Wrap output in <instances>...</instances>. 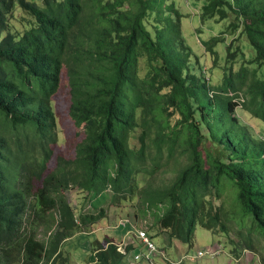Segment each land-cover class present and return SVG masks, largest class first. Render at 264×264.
Masks as SVG:
<instances>
[{
	"label": "trees",
	"instance_id": "obj_1",
	"mask_svg": "<svg viewBox=\"0 0 264 264\" xmlns=\"http://www.w3.org/2000/svg\"><path fill=\"white\" fill-rule=\"evenodd\" d=\"M193 1L198 20H228L234 34L200 41L206 66L183 36L175 0H0V264H70L62 244L105 216L97 206L107 189L114 200L128 194L137 215L152 212L170 240L191 247L200 225L233 234L234 256L240 246L264 264V132L237 114L264 123V0ZM238 36L249 59L232 50ZM218 43L227 66L213 85ZM63 70L82 138L73 157L57 155L45 171L60 137L53 96ZM68 188L92 209L72 207ZM115 240H94L89 263L123 264ZM142 246L134 239L126 250Z\"/></svg>",
	"mask_w": 264,
	"mask_h": 264
},
{
	"label": "rangeland",
	"instance_id": "obj_2",
	"mask_svg": "<svg viewBox=\"0 0 264 264\" xmlns=\"http://www.w3.org/2000/svg\"><path fill=\"white\" fill-rule=\"evenodd\" d=\"M175 1L179 11L183 14L181 19V29L183 36L193 52L198 55V61L200 64L206 66L208 56L205 52L204 46L200 41L207 40L213 35H220L223 36L226 43H228L234 38V34L231 33L230 30L226 31L229 21H215L211 19L200 21L197 18V15L200 12V2H194L193 0ZM13 15L16 22L27 26L29 16L24 12V10L16 7L13 11ZM225 47L226 44L223 45L220 43L215 46V49L219 52V58L217 59L216 67L213 69L214 75L211 76V83L213 85L219 84L221 82L220 79H222L223 71L227 66V62L225 61L227 58V55L225 54ZM235 47H240L242 49L244 59L250 58V53L252 51L251 48L248 47L244 36L237 37V39L234 41L232 50H234ZM241 63V58L236 57L233 59V62L230 64L232 71H237L240 68ZM192 65L194 68L195 64L193 63V59ZM139 69V75L143 77L147 71V65L145 61H140ZM60 78L59 88L53 96V105L57 116V123L60 128V137L58 140H56V142L51 144L52 155L46 164L45 171H49L54 167L55 158L57 155H61L65 158L73 157L75 144L82 138L81 130L74 125L68 114L69 93L65 70L62 71ZM237 114L243 122L258 125L261 132H264V123H261L251 117L247 119L248 113L246 111L238 108ZM168 166L171 169L174 168L171 162ZM170 174L171 171H166L164 176H168ZM33 186L34 189L40 187V181L36 177L33 179ZM65 193L72 207L76 208L77 210L82 206H84L83 211L92 209V205L89 201H87L86 204H82L83 193L80 190L76 188H68ZM112 194L113 191L107 189L104 198H102V196L99 197L100 201L97 208H102L104 210L105 216L99 220V223H97L94 228H90L88 230L89 232L85 231V233H78V231H76L73 237L63 242V249L69 252L70 256L73 258L70 264H72L73 261V264H91L89 261L90 254L92 253V242L96 239L102 240L104 236L120 238L123 231L120 228H117V226L121 219H126L133 222L136 227L144 228L148 232V235L151 236L152 242L155 245L161 247V249H164L167 257L171 261H176L175 259H179L183 256V254H187V258H184V264H228V262H230V264H261L259 253L256 254L248 250H242L240 246H237V249L239 251L241 250L239 252L241 259L234 258L231 255L232 244L230 242V238H233V234H214L200 225H197L194 230V240L191 247H188V245L182 242L174 240H172V242H168L170 238L166 235V232L159 231L158 227L155 226V218L153 217L152 212L150 215L144 217L140 212H138L137 215L136 207L133 204L128 205V201L126 200L129 198L128 194H123L125 195V199L120 200H114ZM137 203L138 201L136 200V206ZM137 217H139L138 221ZM37 237L40 239L45 238V233L42 229L39 230ZM165 237L168 239V243L165 242ZM176 245H178V249ZM211 247L213 249L219 250L220 253L215 256H211L208 252ZM198 250L206 251L207 253L204 256L198 258L195 256ZM157 257H159L157 260H159L160 263L168 264L165 257L160 255Z\"/></svg>",
	"mask_w": 264,
	"mask_h": 264
},
{
	"label": "built area",
	"instance_id": "obj_3",
	"mask_svg": "<svg viewBox=\"0 0 264 264\" xmlns=\"http://www.w3.org/2000/svg\"><path fill=\"white\" fill-rule=\"evenodd\" d=\"M119 227H126L127 229L123 233L121 238H119V240H115L113 242L114 245L116 246V249L120 253L126 256L128 253L126 250V247L128 246V244L134 243V239L135 241L138 240L139 242H141L143 246H145L144 250H139V248H136L135 252H133L134 250L129 251V252H133L132 257H133L134 262H140L144 259V260H148L150 264H155L153 257L160 255L162 257H165L166 260L170 261L171 263L179 264L181 262H184L185 260L184 258H187L188 256L187 254H184L181 258L177 259L176 261H171L167 257L164 249H161L160 247H158L152 242L151 238L148 235V232L144 228L136 227V225L133 222L128 221L126 219H121L117 228ZM95 252L96 251L92 253L94 254ZM208 252L211 256L213 255L215 256L218 253H220L219 250L213 249L212 247L208 250ZM206 253H207L206 251L198 250L195 256L199 258V257L204 256Z\"/></svg>",
	"mask_w": 264,
	"mask_h": 264
},
{
	"label": "crops",
	"instance_id": "obj_4",
	"mask_svg": "<svg viewBox=\"0 0 264 264\" xmlns=\"http://www.w3.org/2000/svg\"><path fill=\"white\" fill-rule=\"evenodd\" d=\"M123 232L121 233V235H123V233L127 230L126 227H119ZM130 229V228H129ZM166 240V241H165ZM165 242L168 243V242H172V240L169 239V241L167 242V238L165 237ZM175 241V240H174ZM159 247V246H158ZM177 249H178V245H176ZM161 248V247H160ZM144 246H142L139 250H144ZM136 250V249H135ZM135 250L133 252H135ZM133 252H128L127 255L125 256L124 258V261H123V264H138V262H134L133 260V257H132V254ZM184 255V254H183ZM234 258H239L241 259V256H234L233 254H231ZM177 260V259H175ZM184 264V262H183ZM228 264H230V262H228Z\"/></svg>",
	"mask_w": 264,
	"mask_h": 264
}]
</instances>
